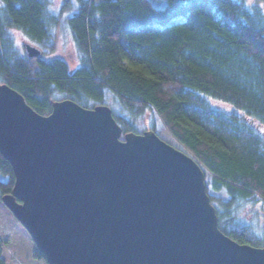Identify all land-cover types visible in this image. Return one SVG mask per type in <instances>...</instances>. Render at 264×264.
Masks as SVG:
<instances>
[{"label": "trees", "instance_id": "16d2710c", "mask_svg": "<svg viewBox=\"0 0 264 264\" xmlns=\"http://www.w3.org/2000/svg\"><path fill=\"white\" fill-rule=\"evenodd\" d=\"M0 0V85L18 92L40 115L71 100L91 109L112 96L122 136L150 111L202 169L218 229L241 245L264 246L232 213L264 207V0ZM77 54L70 69L61 58L29 60L12 32L52 53L59 25ZM210 101L231 106L224 113ZM112 111V110H111ZM241 114V115H240ZM154 132V127L151 128ZM14 182L0 155V197ZM5 240L0 239V264ZM35 260L45 261L38 251Z\"/></svg>", "mask_w": 264, "mask_h": 264}, {"label": "water", "instance_id": "95a60500", "mask_svg": "<svg viewBox=\"0 0 264 264\" xmlns=\"http://www.w3.org/2000/svg\"><path fill=\"white\" fill-rule=\"evenodd\" d=\"M24 52L42 57L29 42ZM51 106L40 115L0 85V155L14 176L1 202L47 264H264V246L218 229L191 157L151 130L122 136L107 106Z\"/></svg>", "mask_w": 264, "mask_h": 264}, {"label": "rangeland", "instance_id": "374dc122", "mask_svg": "<svg viewBox=\"0 0 264 264\" xmlns=\"http://www.w3.org/2000/svg\"><path fill=\"white\" fill-rule=\"evenodd\" d=\"M100 1V0H93ZM156 8H163L166 4L165 0H150ZM247 5L252 6L256 4L258 0H244ZM63 4V0H52V10L58 12ZM16 49L20 54H25L24 44L28 43L18 32H12ZM55 48L52 53L43 51L42 58H61L65 60L70 69H74L77 66V54L73 46L69 31L63 24L59 25L54 33ZM112 112L121 114L120 108L115 103L112 96H108L106 104ZM210 105L223 111L224 113H234L235 111L231 106L220 102L210 101ZM241 115V114H240ZM135 126V132L142 134L145 131L151 130L154 127V133L174 149L189 156L183 149L167 134L162 127L160 120L155 114L150 111L145 112L141 117L135 118L132 121ZM254 127L264 135V129L260 128L254 122ZM152 131V130H151ZM190 157V156H189ZM234 219L237 222H241L249 225L257 235L264 234V207L261 204L258 205H241L233 213ZM0 239L5 240L6 244L3 247V258L6 264H47L46 261L35 260L33 254L36 251V247L32 242L28 233L21 227V225L15 220L12 214L6 209L1 202L0 197Z\"/></svg>", "mask_w": 264, "mask_h": 264}]
</instances>
